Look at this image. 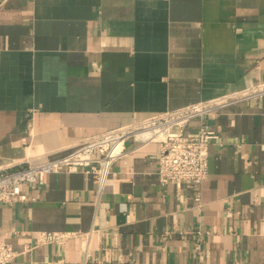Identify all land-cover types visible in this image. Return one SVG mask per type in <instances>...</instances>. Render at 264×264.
I'll return each mask as SVG.
<instances>
[{"label": "crops", "instance_id": "1", "mask_svg": "<svg viewBox=\"0 0 264 264\" xmlns=\"http://www.w3.org/2000/svg\"><path fill=\"white\" fill-rule=\"evenodd\" d=\"M262 81L264 0H0V168ZM205 121L200 186H162L159 144L129 141L101 191L61 172L3 205L14 264H264V97Z\"/></svg>", "mask_w": 264, "mask_h": 264}, {"label": "built area", "instance_id": "2", "mask_svg": "<svg viewBox=\"0 0 264 264\" xmlns=\"http://www.w3.org/2000/svg\"><path fill=\"white\" fill-rule=\"evenodd\" d=\"M264 97V81L243 90L177 109L167 110L134 120L88 137L69 154L47 162L25 166L0 168V210L3 205H13L27 200L26 188L42 186L50 174L83 172L90 174L101 191L114 165L129 153V141L146 146H160L159 183L162 186L191 182L200 186L209 176L210 146L218 138L211 130L206 117L241 102ZM201 122L199 131L187 133L188 125ZM0 228V264H14L18 255L15 248L3 238ZM69 235L62 232H42L37 244H63Z\"/></svg>", "mask_w": 264, "mask_h": 264}]
</instances>
